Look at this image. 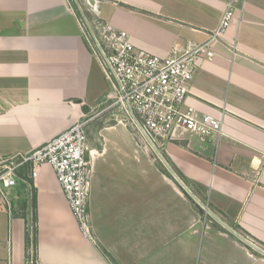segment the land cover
Listing matches in <instances>:
<instances>
[{
  "label": "crops",
  "instance_id": "obj_1",
  "mask_svg": "<svg viewBox=\"0 0 264 264\" xmlns=\"http://www.w3.org/2000/svg\"><path fill=\"white\" fill-rule=\"evenodd\" d=\"M79 1L95 22L162 58L205 45L229 2ZM235 14L186 98L198 116L221 120L223 135L202 142L183 133L164 153L213 213L264 246V0H245ZM85 34L70 0H0V158L30 153L104 107L109 87ZM87 127L92 238L82 236L53 170L42 165L32 179L24 167L10 209L0 208V264H264L204 224L112 112ZM33 217L36 247L26 252Z\"/></svg>",
  "mask_w": 264,
  "mask_h": 264
},
{
  "label": "built area",
  "instance_id": "obj_2",
  "mask_svg": "<svg viewBox=\"0 0 264 264\" xmlns=\"http://www.w3.org/2000/svg\"><path fill=\"white\" fill-rule=\"evenodd\" d=\"M244 1L229 0L218 27L205 45H190L183 51L172 49L164 58L136 50L126 33L93 22L85 35L108 84V104L97 112L81 116L30 153L0 158V207L10 209V190L17 186L20 169L29 167L30 177L34 179L40 166L48 165L82 236L91 239L89 162L84 129L103 113L112 112L115 121L133 131L137 141L200 210L204 224L216 225L264 259V246L213 213L208 202L202 201L178 176L164 153L165 145L183 133L196 136L202 142H218L223 135L221 120L211 115L198 116L186 105V98L200 62L214 58L210 44L235 23V12L243 11Z\"/></svg>",
  "mask_w": 264,
  "mask_h": 264
},
{
  "label": "rangeland",
  "instance_id": "obj_3",
  "mask_svg": "<svg viewBox=\"0 0 264 264\" xmlns=\"http://www.w3.org/2000/svg\"><path fill=\"white\" fill-rule=\"evenodd\" d=\"M68 1H69V0H68ZM70 4L73 6L74 11H75V13H76V16H77V18H78L80 24H81L82 27L85 29V33L88 35V31H89L88 27H89V26H93V24H94L93 22H95V21L93 20V17L91 16V14H90L89 12H87V11L81 6L79 0H70ZM100 102H101V104H102V105H101L102 107H103V106L105 107V106L108 104V102H106L104 99H102ZM88 128H89V127L86 126V128L84 129L86 135H87V129H88ZM12 190H13V189L10 190V193H11V195H13V198H14V194L12 193ZM0 208H3V212H7V210H6V208H5L4 206H2V207H0Z\"/></svg>",
  "mask_w": 264,
  "mask_h": 264
},
{
  "label": "trees",
  "instance_id": "obj_4",
  "mask_svg": "<svg viewBox=\"0 0 264 264\" xmlns=\"http://www.w3.org/2000/svg\"><path fill=\"white\" fill-rule=\"evenodd\" d=\"M178 176L186 183L188 184V182L183 178L181 177L179 174ZM34 203V202H33ZM35 218L33 217V226H32V230H31V239L28 235V233H26V237H25V250L26 252L28 251L29 247H30V242H31V246H32V249L35 250ZM102 254L104 256H106L108 258V260H110V262L112 263L111 259H109L108 255H106V253L104 251H102Z\"/></svg>",
  "mask_w": 264,
  "mask_h": 264
},
{
  "label": "water",
  "instance_id": "obj_5",
  "mask_svg": "<svg viewBox=\"0 0 264 264\" xmlns=\"http://www.w3.org/2000/svg\"><path fill=\"white\" fill-rule=\"evenodd\" d=\"M82 111L83 112H86L87 111V108L86 107H83Z\"/></svg>",
  "mask_w": 264,
  "mask_h": 264
}]
</instances>
